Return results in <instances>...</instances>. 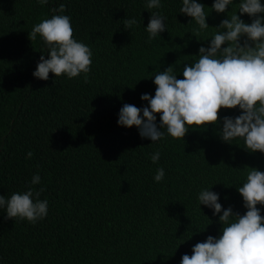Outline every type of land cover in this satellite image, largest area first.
Returning a JSON list of instances; mask_svg holds the SVG:
<instances>
[{
	"label": "trees",
	"instance_id": "1",
	"mask_svg": "<svg viewBox=\"0 0 264 264\" xmlns=\"http://www.w3.org/2000/svg\"><path fill=\"white\" fill-rule=\"evenodd\" d=\"M198 2L210 27L194 32L198 25L179 12L181 0H162L160 9H146V0H0V195L32 188L48 201L36 223L0 209V264H180L195 243L221 233L219 214L199 208L201 188L212 185L222 210L244 214L236 186L248 167L264 170V154L245 150L242 140L222 141V120L155 142L136 126L117 124L123 104L147 106L140 96L154 95L156 72L172 66L182 79L184 65L239 7L234 0L226 15L211 11L213 0ZM61 4L63 11H54ZM154 11L167 29L149 40L144 26ZM54 14L68 15L74 38L93 53L87 81L32 75L48 50L29 34ZM131 17L137 23L127 30ZM238 114L222 108L218 119ZM158 167L165 175L155 182Z\"/></svg>",
	"mask_w": 264,
	"mask_h": 264
},
{
	"label": "clouds",
	"instance_id": "2",
	"mask_svg": "<svg viewBox=\"0 0 264 264\" xmlns=\"http://www.w3.org/2000/svg\"><path fill=\"white\" fill-rule=\"evenodd\" d=\"M44 5L48 0H36ZM234 0H213L211 11L225 13ZM239 7L215 28L217 31L201 45L198 59L185 64L182 79H178L173 67L152 75L156 86L154 95L143 93L142 101L147 106L137 107L125 103L119 109L117 124L123 127L136 126L141 138L151 142L163 140L165 133L172 138L183 139L189 128L219 124L222 141L229 144L242 140L245 150L264 154V4L261 0H238ZM162 0H146V9H160ZM205 5L198 0H181L179 12L190 17L198 25L194 32L209 26L206 22ZM61 4L58 10L63 11ZM239 14H247L251 23L244 22ZM165 17L158 11L150 14L145 27L148 39L152 40L167 27ZM137 23L135 17L124 19L123 26L130 29ZM32 40L39 35L47 48V58L41 54L32 75L48 80L54 77L76 78L82 75L87 81L91 70L92 51L88 45L73 36L68 15L54 14L36 23L29 34ZM195 36V35H194ZM222 45H224L222 47ZM237 108L238 115L218 119L220 109ZM159 114V124L157 115ZM32 155L31 152L28 153ZM160 158L154 152L153 163ZM246 176L237 192L242 197L244 214L233 212L232 207L223 208L219 193L210 187L201 188L197 201L218 216L221 233L208 235L202 242L192 246L191 255H182L180 264H264V170L248 167ZM163 167H158L153 176L155 182L164 178ZM40 182L34 174L30 183ZM219 183V182H217ZM40 192L32 188L12 192L7 198L0 195V209L6 218H16L36 223L48 214L47 199H39ZM201 209V208H200Z\"/></svg>",
	"mask_w": 264,
	"mask_h": 264
}]
</instances>
